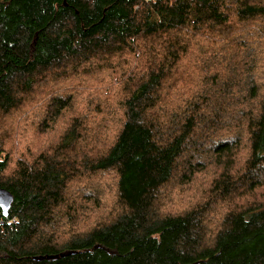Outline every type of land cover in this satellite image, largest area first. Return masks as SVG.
<instances>
[{
    "label": "trees",
    "instance_id": "obj_1",
    "mask_svg": "<svg viewBox=\"0 0 264 264\" xmlns=\"http://www.w3.org/2000/svg\"><path fill=\"white\" fill-rule=\"evenodd\" d=\"M232 14L241 25H231ZM135 51L148 71L122 66L123 113L105 150L93 148L96 128L88 111L77 110V92L56 94L40 111L42 85L71 68L87 83L107 72L109 60ZM188 55L206 76L173 117L161 107L164 88L175 87L163 86L187 77L176 68ZM248 140L241 185L229 170L233 147ZM192 149L224 162L212 187L229 209L215 232L202 208H158L160 189ZM262 178L264 0H0V188L14 196L7 216L0 209V264H264V205L241 203ZM103 194H114L117 212L86 231L66 227L64 240L65 220L83 218L86 202L101 207ZM47 255L59 257L35 259Z\"/></svg>",
    "mask_w": 264,
    "mask_h": 264
},
{
    "label": "rangeland",
    "instance_id": "obj_2",
    "mask_svg": "<svg viewBox=\"0 0 264 264\" xmlns=\"http://www.w3.org/2000/svg\"><path fill=\"white\" fill-rule=\"evenodd\" d=\"M233 15L234 14H232V16ZM241 23V19H238L235 15L232 17V26L236 24L241 25ZM260 23L261 22L257 21L255 26L257 27ZM250 27L252 28V26ZM202 44L203 42L200 39H192L193 48L198 49ZM213 46L214 45L211 44L210 48L212 49ZM202 50H206V47H203ZM217 62L218 61H216V63ZM128 63L133 67L131 69L137 70L138 73L136 75L138 76L144 75L148 71L147 60L143 51H135L134 53H129L122 57L109 60L108 64L103 66L104 69H107V72L105 74H98L97 79L90 81L87 80V83H81L83 80L82 73L78 72L77 74H73L76 73L75 70H72L73 68L67 70L65 76L61 75L63 78L56 79L48 88H45L42 85V91L39 92V94H41L40 98L44 100V105L41 106L42 108L40 111L45 112L50 108L52 97L56 96V94L68 95L70 92H77L81 97L77 103H80V105L83 106L77 110L81 109L85 112L88 111L90 117L93 119L92 126L96 128V130L92 129V131L89 132L92 140L93 138H96L97 145L93 146V148H101L105 150V148L111 144L119 129V120L121 118V113H123L121 101L125 95V81L122 79L124 69L122 66L127 65ZM176 69L178 71L186 72L185 75L187 77H182L184 80L178 82L174 81L175 77L173 75L171 81H165L163 88L170 85L175 88L171 91L164 88L163 107H161L173 117L178 112L183 111L185 106L189 105L190 102L195 99V91L192 92L193 90H191L190 85L195 88L194 83L199 80L201 82L203 79L202 77L206 76L205 73H202L201 68L195 66L190 55L187 57L184 56L182 61L178 63ZM215 70H218L217 66ZM93 71H96V68H94ZM102 75L104 76L98 81ZM198 85H200V83ZM95 92L102 93L92 98H88L91 95H95ZM35 101L36 99L34 100L33 106ZM89 102L90 106H88ZM94 105H98L99 109L97 111H90V107ZM24 108L25 106L21 107L22 111ZM65 112H67V110ZM35 120L36 115H33L29 122ZM63 120L65 121L64 118ZM32 129L35 128H31V132L35 134V130ZM225 137L231 138L230 136ZM210 138L211 136L209 138L208 136L203 137L205 147L209 146ZM243 143L244 144L240 148L233 147L234 154L232 156L233 159L229 170L231 175L243 177L241 185L247 180V178H245L246 174H244L247 172V169H244V167L246 166L251 153L247 144H250V141H244ZM221 159L222 157L201 158L197 149L187 151L180 158L181 168L176 171L174 178L165 184L159 191L160 196L158 197V208L160 211L167 214H176L185 213L196 207L202 208V213L205 215L208 227L211 231L215 232L220 229L222 224L221 221L224 219L229 209L228 200L218 198L215 195L218 190H215V188L212 187L213 183L218 182L219 176L225 171L224 162H221ZM110 177L115 178L116 176L114 174L109 176L105 182V192L108 184L111 182ZM261 181L262 182L258 183L255 194L248 195L245 200L241 201V203L248 202L247 205L252 204V206L255 207L264 205V178H262ZM93 183L97 184V182ZM85 193L89 196L88 192ZM111 197L114 199V194ZM112 200L109 196L103 194L101 207L96 208L90 201L84 203V205H82L85 206L82 207V209H84L83 218L78 219L76 216L73 221L65 220L63 231L66 233L64 234L63 239L68 240L71 238V233L66 231V227H70L69 229L71 232L75 230V227L71 226H76L79 229L81 228L82 231H86L98 225L96 220L97 217L103 215L110 217L116 213V205H111ZM83 202H85V200ZM238 205H240L239 202H237V207ZM93 207L98 210L97 214L94 213Z\"/></svg>",
    "mask_w": 264,
    "mask_h": 264
},
{
    "label": "water",
    "instance_id": "obj_3",
    "mask_svg": "<svg viewBox=\"0 0 264 264\" xmlns=\"http://www.w3.org/2000/svg\"><path fill=\"white\" fill-rule=\"evenodd\" d=\"M13 200H14V196L12 193H10L8 190L6 189H2L0 188V209H1V214L3 216H7L9 211H10V208L12 206V203H13ZM71 252H63L61 253V256H64V255H67V254H70ZM59 257V255H57ZM57 256H54V255H47V256H38V257H35L36 260H43V259H53L54 257H57Z\"/></svg>",
    "mask_w": 264,
    "mask_h": 264
},
{
    "label": "built area",
    "instance_id": "obj_4",
    "mask_svg": "<svg viewBox=\"0 0 264 264\" xmlns=\"http://www.w3.org/2000/svg\"><path fill=\"white\" fill-rule=\"evenodd\" d=\"M147 1H150V0H147Z\"/></svg>",
    "mask_w": 264,
    "mask_h": 264
}]
</instances>
